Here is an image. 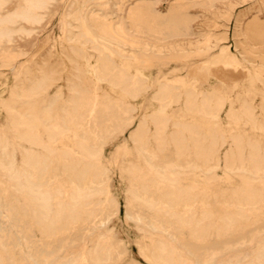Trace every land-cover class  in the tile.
Masks as SVG:
<instances>
[{
    "label": "rangeland",
    "instance_id": "374dc122",
    "mask_svg": "<svg viewBox=\"0 0 264 264\" xmlns=\"http://www.w3.org/2000/svg\"><path fill=\"white\" fill-rule=\"evenodd\" d=\"M31 1L0 0V264H89L100 247L153 264L159 242L180 264H263L264 0Z\"/></svg>",
    "mask_w": 264,
    "mask_h": 264
},
{
    "label": "bare ground",
    "instance_id": "6f19581e",
    "mask_svg": "<svg viewBox=\"0 0 264 264\" xmlns=\"http://www.w3.org/2000/svg\"><path fill=\"white\" fill-rule=\"evenodd\" d=\"M67 2V1H66ZM30 3V9H36V10H41V9H43L44 7H45V2L44 1H41V0H35V1H31V2H28V4ZM81 4V3H80ZM72 5V4H71ZM83 6V5H82ZM27 8H29V7H27ZM47 10V9H46ZM27 11V10H26ZM80 13V12H79ZM21 15V14H20ZM19 17V16H18ZM20 17H22V18H24L25 19V21H30V20H33V22L34 21H36L37 20V18H35V16L34 15H32L29 11H27V12H23L22 13V15L20 16ZM37 17V16H36ZM105 19V18H104ZM7 20V19H6ZM1 21V20H0ZM4 21V20H3ZM27 21V22H28ZM82 21V20H81ZM74 22H76V21H74ZM78 22V21H77ZM88 25V24H87ZM69 27V26H68ZM86 28V27H85ZM63 34V33H62ZM112 34V33H111ZM117 35V34H116ZM5 38H6V36H5ZM27 38V37H26ZM81 39V38H80ZM124 39H126V38H124ZM77 41V40H76ZM105 43V42H104ZM8 44V43H7ZM95 44V43H94ZM99 45V44H98ZM97 48V47H96ZM72 53V52H71ZM98 55V54H97ZM72 63V62H71ZM71 68V67H70ZM93 71V70H92ZM204 72V71H203ZM191 73V72H190ZM88 74V73H87ZM70 75V74H69ZM43 77H44V75H43ZM17 79V78H16ZM37 80V79H36ZM41 80V79H40ZM42 81V80H41ZM44 82V81H43ZM42 83V82H41ZM38 84V83H37ZM43 87V86H42ZM41 87V88H42ZM13 89V88H12ZM35 89H37V87L35 88ZM84 89V88H83ZM38 90V89H37ZM80 91V90H79ZM35 92V91H34ZM68 92V91H67ZM13 94V93H12ZM32 94H33V92H32ZM77 94V93H76ZM19 96V95H18ZM96 96V95H95ZM186 96V95H185ZM212 96V95H211ZM17 97V96H16ZM97 99V98H96ZM177 99V98H176ZM155 101V100H154ZM131 102V101H130ZM94 104V103H93ZM97 105H98V103H96ZM174 104V103H173ZM80 105V104H79ZM95 105V104H94ZM5 107V106H4ZM3 107V108H4ZM9 108V107H8ZM76 108V107H75ZM96 108V107H95ZM11 110V109H10ZM14 109L12 108V110L11 111H13ZM94 110V109H93ZM9 111V110H8ZM18 111V110H17ZM90 111V110H89ZM135 111V110H134ZM136 112V111H135ZM87 115V114H86ZM97 115H99V114H97ZM10 117V116H9ZM92 117V116H91ZM130 117V116H129ZM95 118V117H94ZM87 119V118H86ZM85 119V120H86ZM150 119V118H149ZM237 119V118H236ZM203 120H204V118H203ZM28 121V120H27ZM89 121V120H88ZM91 121H93V118H92V120ZM98 121H99V119H98ZM103 121V120H102ZM152 121V120H151ZM155 121V120H154ZM72 122V121H71ZM27 123V122H26ZM85 123V122H84ZM88 123V122H87ZM25 124V123H24ZM28 124H29V121H28ZM28 124H26V128H28ZM91 124H93V123H91ZM100 124V123H99ZM30 125V124H29ZM31 125H33V124H31ZM83 125V124H82ZM105 125V124H104ZM143 125V124H142ZM89 126V125H88ZM34 127V126H33ZM33 127H30V128H32L33 129ZM47 127V126H46ZM87 127V126H86ZM102 127H104V126H102ZM145 127V126H144ZM160 127V126H159ZM173 127V126H172ZM30 128H28V130H31ZM88 128V127H87ZM107 128V127H106ZM51 129V128H50ZM54 129H56V128H54ZM86 129V128H85ZM97 129V128H96ZM95 129V130H96ZM167 129V128H166ZM27 130V129H26ZM47 130H48V128H47ZM59 130V129H58ZM62 130V129H61ZM89 130V129H88ZM165 130V129H164ZM103 131V130H102ZM140 131V130H139ZM157 131V130H156ZM219 131V130H218ZM51 132V131H50ZM89 132H90V130H89ZM96 132V131H95ZM196 132V131H195ZM28 133V132H27ZM29 134V133H28ZM50 134V133H49ZM20 135V134H19ZM30 135V134H29ZM33 135V134H32ZM31 135V136H32ZM55 135H57V133L55 134ZM54 135V136H55ZM95 135V134H94ZM21 137V136H20ZM23 137V139H24V137L25 136H22ZM86 137H87V135H86ZM92 137V136H91ZM96 137V136H95ZM18 138V137H17ZM32 138H34V137H32ZM49 138H50V136H49ZM93 138V137H92ZM31 139V138H30ZM1 140H2V138H1ZM19 140V139H18ZM21 140V139H20ZM25 141H28V140H26V139H24ZM33 140V139H32ZM34 140H37V139H34ZM53 140V139H52ZM24 141V143H26ZM51 141V140H50ZM93 141V140H92ZM211 141V140H210ZM31 142V141H30ZM183 142V141H182ZM86 143V142H85ZM84 143V144H85ZM93 143H95V142H93ZM2 144H3V140H2ZM29 144V143H28ZM32 144V143H31ZM31 144H30V146H31ZM76 144H78V142L76 143ZM84 144H82L81 145V148L80 149H82L83 151H85L84 153H88V148L84 145ZM91 144H92V142H91ZM101 144V143H100ZM9 145V144H8ZM35 145V144H34ZM183 145V144H182ZM225 145V144H224ZM3 146V145H2ZM7 146V145H6ZM18 146V145H17ZM94 146H95V144H94ZM14 147V146H13ZM78 147V146H77ZM79 147H80V143H79ZM10 148V147H9ZM100 148V147H99ZM3 149V148H2ZM79 149V150H80ZM199 149V148H198ZM5 150V149H4ZM23 150V149H22ZM147 150V149H146ZM12 151V150H11ZM18 151V150H17ZM24 151H25V149H24ZM4 152V151H3ZM34 152V151H33ZM13 153V152H12ZM15 153V152H14ZM29 153H32V151H30ZM29 153H27V154H25V155H27L26 157L25 156H23V157H25L24 159H22V161H24V163H25V165L26 166H28V167H33V166H35V165H37V158H35L34 157V155H32V154H29ZM103 153V152H102ZM238 153V152H237ZM1 154V153H0ZM6 155V154H5ZM24 155V154H23ZM13 156V155H12ZM35 156H38V154H36ZM89 156V155H88ZM95 156V155H94ZM93 156V158H95ZM224 156V155H223ZM10 157V156H9ZM151 157V156H150ZM2 158V157H1ZM97 158H98V156H97ZM143 158V157H142ZM8 159H10V158H8ZM12 159H13V157H12ZM40 159V158H39ZM58 159V158H57ZM87 159V158H86ZM92 159V158H91ZM11 160V159H10ZM9 160V161H10ZM14 160V159H13ZM41 160V159H40ZM94 160V159H93ZM145 160V159H144ZM6 161V160H5ZM39 161V160H38ZM13 161H11V165L9 164V167L8 168H6V167H4V165H3V169H5L4 171H7L9 174H10V176L12 177V178H14V179H17V180H19V179H21L19 176H18V174L16 175V171L14 172V167H13V164H14V162L12 163ZM42 162V161H41ZM21 164H22V162H21ZM77 164V163H76ZM75 164V165H76ZM2 165V164H1ZM0 165V166H1ZM23 166V165H22ZM135 166V165H134ZM149 166H151V165H149ZM17 167V166H16ZM69 167V166H68ZM23 168V167H22ZM75 167H73V169H74ZM153 168V167H152ZM161 168H163V167H161ZM36 169V168H35ZM76 169V168H75ZM132 169H133V167H132ZM228 169V168H227ZM24 170V169H23ZM40 170H41V168H40ZM78 170V169H77ZM1 171V170H0ZM21 171V170H20ZM69 171V170H68ZM19 172V171H18ZM38 172V171H37ZM84 172V171H83ZM82 172V173H83ZM105 172H106V170H105ZM105 172H103V173H105ZM156 172V171H155ZM5 173V172H4ZM25 173V172H24ZM79 173V172H78ZM157 173V172H156ZM7 175V174H6ZM6 175H5V177H6ZM74 175V174H73ZM80 175V174H79ZM105 175V174H104ZM159 175V174H158ZM22 176V175H21ZM161 176H163V175H161ZM165 176V175H164ZM29 177V176H28ZM167 176H165V178H166ZM35 178V177H34ZM80 178V177H79ZM82 178V177H81ZM83 178H84V174H83ZM158 178V177H157ZM164 178V179H165ZM29 179H31V178H29ZM101 179H102V177H101ZM100 179V180H101ZM9 180V179H8ZM83 180V179H82ZM109 180V179H108ZM161 181H163L162 179H160ZM12 181H13V179H12ZM23 181H25V179L23 180ZM167 181H168V178H167ZM171 181V180H170ZM13 182H15L16 183V180L15 181H13ZM26 182V181H25ZM85 182V181H84ZM99 182V181H98ZM105 182H106V180H105ZM105 182H104V185H105ZM173 182V181H172ZM171 182V183H172ZM175 182V181H174ZM29 183H31V182H29ZM164 183V182H163ZM176 183V182H175ZM17 184H19L18 182H17ZM17 184H15V186L17 185ZM26 184H27V182H26ZM32 184V186H30L29 188H28V191H29V193H31V194H33L34 195V198L37 200V202H39L40 203V207H42L41 209H44L43 210V212L44 211H47V213H50L49 211L51 210V204H50V196L47 194V193H45L46 191L45 190H43V188H42V186H33V183H31ZM84 184V183H83ZM82 184V185H83ZM91 184V183H90ZM101 184V183H100ZM169 184V183H168ZM13 185V184H12ZM53 185V184H52ZM76 185V184H75ZM14 186V185H13ZM27 186H28V184H27ZM97 186V185H96ZM102 186V185H101ZM100 186V187H101ZM107 186V185H106ZM17 187V186H16ZM18 187H20V186H18ZM17 187V189H19ZM77 187V186H76ZM86 187V186H85ZM142 187V186H141ZM15 188V187H14ZM25 188H27V187H25ZM24 188V189H25ZM106 187H104V189H105ZM107 188H108V186H107ZM145 188V187H144ZM101 189V188H100ZM100 189L98 190V191H100ZM103 189V188H102ZM140 189H142V188H140ZM14 190V189H13ZM57 190V189H56ZM78 190H79V188H78ZM77 190V191H78ZM89 190V189H88ZM149 190V189H148ZM17 191V190H16ZM45 191V192H44ZM60 191V190H59ZM85 190H83V192H84ZM91 191V190H90ZM104 192H105V190H103ZM108 191V190H107ZM147 191V190H146ZM251 191V190H250ZM11 192V191H10ZM57 192V191H56ZM71 192V191H70ZM75 192H76V190H75ZM79 192V191H78ZM77 192V193H78ZM97 192V191H96ZM23 193V192H22ZM26 193H27V191H26ZM49 193V192H48ZM59 193H61V192H59ZM98 193V192H97ZM127 193V192H126ZM145 193V192H144ZM149 193V192H148ZM148 193H146V194H148ZM155 193V192H154ZM62 194V193H61ZM80 194V193H79ZM83 194V193H82ZM99 194H103V192L102 193H99ZM130 194V193H129ZM132 194H134V201H136L137 199H138V197L136 196V194L135 193H132ZM29 195V194H28ZM51 195V194H50ZM71 195V194H70ZM74 195V194H73ZM73 195H71L70 197H73ZM84 195V194H83ZM82 195V196H83ZM86 195V194H85ZM94 195H96L97 196V194H95V192H94ZM105 195V194H104ZM166 196H167V194H165ZM165 195H163V196H165ZM218 195V194H217ZM61 196V195H60ZM78 197H80V195H77ZM77 196H75V197H77ZM92 196V195H91ZM136 196V197H135ZM170 196V195H169ZM75 197L74 198H72L73 200L75 199ZM90 197V196H89ZM132 197V196H131ZM132 197V198H133ZM168 197V196H167ZM166 198V197H165ZM172 198V197H171ZM31 199V198H30ZM33 199V198H32ZM71 199V198H70ZM79 199H81V198H79ZM84 199V198H83ZM136 199V200H135ZM34 200V199H33ZM72 200V201H73ZM77 200H78V198H77ZM85 200H86V198H85ZM84 200V201H85ZM105 200H107V199H105ZM141 200V199H140ZM139 200V201H140ZM147 200V199H146ZM35 201V200H34ZM79 202L80 201H82V200H78ZM113 201V200H112ZM138 201V200H137ZM173 201V200H172ZM171 200H167V198H166V201L164 202V206L166 207V209L164 210V211H166L167 213H168V215L170 214V208H172L173 206H174V204H173V202H172ZM174 201H175V198H174ZM187 201H188V199H187ZM141 202V201H140ZM143 202H145V201H143ZM74 203V202H73ZM72 203V204H73ZM88 203V202H87ZM105 203V202H104ZM110 203H111V201H110ZM138 203V202H137ZM156 202H154V201H147V204H149V205H151V207H155L154 206V204H155ZM187 203V202H186ZM76 204H79V203H77L76 202ZM157 204V203H156ZM162 204V203H161ZM195 204V203H194ZM34 205H36V203L34 204ZM38 206H39V204H37ZM74 205H75V203H74ZM81 205V204H80ZM83 205V204H82ZM104 204H102V206H103ZM191 205V204H190ZM71 206V205H70ZM78 206V205H77ZM111 206V205H110ZM113 206V205H112ZM133 206V205H132ZM140 206V205H139ZM145 206V205H144ZM236 206V205H235ZM61 207V206H60ZM60 207H59V210H60ZM114 207V206H113ZM142 207V206H141ZM149 207V206H148ZM162 207V206H161ZM71 208H72V206H71ZM40 209V208H39ZM40 209V210H41ZM61 209H63V208H61ZM74 209H76V206H75V208ZM106 207H102V212L103 211H106ZM111 209H112V207H111ZM148 209V208H147ZM155 209V208H154ZM197 209V208H196ZM39 210V211H40ZM58 210V209H57ZM57 210H55V211H57ZM73 210V209H72ZM77 210V209H76ZM92 210V209H91ZM129 210V209H128ZM149 210V209H148ZM160 210V209H159ZM163 210V209H162ZM186 210H187V208H186ZM156 211V210H155ZM54 212V211H53ZM163 212V211H162ZM186 212V211H185ZM46 213V212H45ZM44 213V214H45ZM55 213H57L58 214V211L57 212H55ZM174 213V212H173ZM188 213H189V220L187 221V224H188V226L190 227V229L192 230V233H194V234H198L199 233V228H200V221L201 220H196L197 219V217L195 218V213H196V210H195V208H194V205L193 206H189L188 207ZM207 213V212H206ZM243 213V212H242ZM41 214V213H40ZM40 214H39V216L38 217H40ZM54 214V213H53ZM60 214V213H59ZM61 214H63V213H61ZM89 215H90V213H88ZM92 215L91 216H93L94 218L96 217V216H98L97 215V213H91ZM101 214V213H100ZM165 214V213H164ZM237 214V213H236ZM240 214V213H239ZM238 214V215H239ZM46 215V214H45ZM45 215L43 216V218L45 217ZM171 215V214H170ZM176 215V214H175ZM177 215H178V213H177ZM205 215V214H204ZM59 216V215H58ZM166 216V215H165ZM248 216V215H247ZM38 217H36V218H38ZM187 217V216H186ZM199 217V216H198ZM209 217V216H208ZM46 218V217H45ZM45 218H44V220H45ZM99 218V217H98ZM101 218V217H100ZM167 218H168V216H167ZM175 218H177V217H175ZM188 218V217H187ZM204 218H205V216H204ZM249 218V217H248ZM7 219V218H6ZM164 219V218H163ZM173 219V218H172ZM180 219V218H179ZM229 219V218H228ZM111 219L110 218H108L107 220L106 219H102V220H100V224L98 225V227H102V226H106L107 224H108V222L110 221ZM138 220V219H137ZM173 220H176V219H173ZM178 220V219H177ZM205 220V219H204ZM203 220V221H204ZM234 220V219H233ZM233 220H232V222H233ZM41 221V220H40ZM39 220H38V222H40ZM42 221H43V219H42ZM41 221V222H42ZM46 221V220H45ZM75 221V220H74ZM139 221H140V219H139ZM164 221V220H163ZM182 221H183V219H182ZM181 221V222H182ZM199 221V222H198ZM47 222V221H46ZM228 222V221H227ZM226 222V223H227ZM51 223H53V222H51ZM136 223V222H135ZM169 223V222H168ZM167 223V224H168ZM178 223V222H177ZM203 223V222H202ZM45 224V223H44ZM44 224H42V225H44ZM47 224V223H46ZM183 224V223H182ZM49 225V224H48ZM47 225V226H48ZM52 225V224H51ZM54 225V224H53ZM168 225H170V224H168ZM45 226V225H44ZM44 226H42V227H44ZM182 226V225H181ZM183 226H184V224H183ZM187 226V225H186ZM46 227V226H45ZM44 227V228H45ZM165 227V226H164ZM164 227H163V229H164ZM151 228V230L153 229V227H150ZM188 228V227H187ZM50 229H52V228H50ZM72 229V228H71ZM166 229V228H165ZM189 229V228H188ZM13 230V229H12ZM53 230V229H52ZM150 230V231H151ZM154 230V229H153ZM152 230V231H153ZM166 231H167V229H166ZM168 231H170V230H168ZM10 232V231H9ZM154 232V231H153ZM41 233V232H40ZM191 233V232H190ZM162 234V233H161ZM48 235H49V233H48ZM53 235V234H52ZM62 235V234H61ZM192 235V234H191ZM23 236V235H22ZM51 237V236H50ZM197 237V236H196ZM156 238V237H155ZM194 239V238H193ZM82 242V241H81ZM102 245V244H101ZM7 247V246H6ZM104 247V246H103ZM112 248V247H111ZM104 249H105V247H104ZM104 249H102L101 247L100 248H98L97 250L95 249V251H94V253L93 254H91V253H86V254H84L83 256L81 255V257L83 258V262H84V260L85 261H87V262H89V264L90 263H92V264H106V262H109V255H111V254H109V252L110 251H108V253H106V252H104L103 250ZM114 249V248H113ZM3 250V249H2ZM91 252H92V250H90ZM9 252V251H8ZM83 253V252H82ZM85 253V252H84ZM114 253V252H113ZM146 253V252H145ZM176 253V252H175ZM147 254V253H146ZM178 254V253H177ZM192 254V253H191ZM145 255V254H144ZM36 256V255H35ZM257 256V255H256ZM262 256V255H261ZM78 258V257H77ZM148 258H149V261L151 260L152 262H154L155 264H180V262H178V260H177V258H175V255H174V252H172V250L170 249V247L168 246V244L167 243H165V242H159L158 244H157V246H155L154 248L152 247V248H150V249H148ZM248 258V257H247ZM81 259V258H80ZM78 260V259H77ZM114 260V259H113ZM112 260V261H113ZM252 260V259H251ZM28 261V260H27ZM258 261V260H257ZM264 261V260H263ZM151 262V263H152ZM184 262V261H183ZM75 263H77V262H75ZM74 263V264H75ZM153 263V264H154ZM191 263V262H190ZM260 263V262H259ZM258 263V264H259ZM40 264V263H39ZM263 264H264V262H263Z\"/></svg>",
    "mask_w": 264,
    "mask_h": 264
}]
</instances>
